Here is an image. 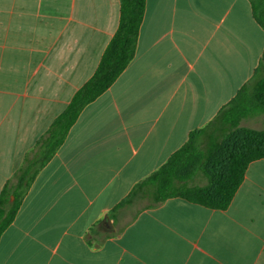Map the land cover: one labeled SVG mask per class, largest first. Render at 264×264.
<instances>
[{"label": "crops", "instance_id": "0c3cea01", "mask_svg": "<svg viewBox=\"0 0 264 264\" xmlns=\"http://www.w3.org/2000/svg\"><path fill=\"white\" fill-rule=\"evenodd\" d=\"M119 20L120 0H0V192L93 76ZM263 53L250 0H147L134 59L38 174L0 264H264V159L226 210L177 197L115 211Z\"/></svg>", "mask_w": 264, "mask_h": 264}, {"label": "trees", "instance_id": "16d2710c", "mask_svg": "<svg viewBox=\"0 0 264 264\" xmlns=\"http://www.w3.org/2000/svg\"><path fill=\"white\" fill-rule=\"evenodd\" d=\"M253 16L264 28V0H250ZM147 0H120L117 31L93 76L26 153L21 166L0 192V238L14 222L40 171L65 143L87 105L106 92L134 59ZM264 116V53L253 77L206 126L191 131L187 142L158 170L136 184L121 207L143 202L154 208L169 198H183L226 210L245 180L249 165L264 159V129L243 125ZM202 176L206 183H195ZM14 196V200H12Z\"/></svg>", "mask_w": 264, "mask_h": 264}, {"label": "rangeland", "instance_id": "374dc122", "mask_svg": "<svg viewBox=\"0 0 264 264\" xmlns=\"http://www.w3.org/2000/svg\"><path fill=\"white\" fill-rule=\"evenodd\" d=\"M243 125L264 129V116H257V117L246 119L243 121ZM194 182L195 183H206V179L202 176H199L195 179Z\"/></svg>", "mask_w": 264, "mask_h": 264}, {"label": "water", "instance_id": "95a60500", "mask_svg": "<svg viewBox=\"0 0 264 264\" xmlns=\"http://www.w3.org/2000/svg\"><path fill=\"white\" fill-rule=\"evenodd\" d=\"M14 199V196H12V200Z\"/></svg>", "mask_w": 264, "mask_h": 264}]
</instances>
